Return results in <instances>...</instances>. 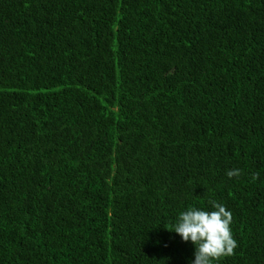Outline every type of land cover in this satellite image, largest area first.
Segmentation results:
<instances>
[{
  "label": "trees",
  "instance_id": "16d2710c",
  "mask_svg": "<svg viewBox=\"0 0 264 264\" xmlns=\"http://www.w3.org/2000/svg\"><path fill=\"white\" fill-rule=\"evenodd\" d=\"M209 200L264 264V0H0V264H193Z\"/></svg>",
  "mask_w": 264,
  "mask_h": 264
},
{
  "label": "clouds",
  "instance_id": "9594fccd",
  "mask_svg": "<svg viewBox=\"0 0 264 264\" xmlns=\"http://www.w3.org/2000/svg\"><path fill=\"white\" fill-rule=\"evenodd\" d=\"M229 179L239 177L241 170L232 169L226 173ZM253 176V179H257ZM211 210L190 207L179 214L172 225V231L185 243L194 246L193 264H216L223 258L235 254L237 242L233 238L232 213L225 205L209 200Z\"/></svg>",
  "mask_w": 264,
  "mask_h": 264
}]
</instances>
